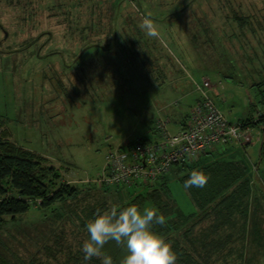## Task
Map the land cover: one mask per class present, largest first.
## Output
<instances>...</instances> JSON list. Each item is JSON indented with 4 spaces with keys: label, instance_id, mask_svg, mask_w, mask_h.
<instances>
[{
    "label": "rangeland",
    "instance_id": "1",
    "mask_svg": "<svg viewBox=\"0 0 264 264\" xmlns=\"http://www.w3.org/2000/svg\"><path fill=\"white\" fill-rule=\"evenodd\" d=\"M144 18L156 25L158 37L141 29ZM0 26V140L85 182H95L111 148L150 138L160 116L174 121L168 115L187 110L198 95L195 89L181 98L180 86L192 81L187 78L200 83L211 68L227 70L236 83L224 78L227 88L221 92L233 89L235 98L222 103L209 93L233 120L238 117L234 113H244L247 99L260 97L264 89V0H0ZM42 32H51L50 40L42 34L33 47L9 53ZM56 51L61 54L42 56ZM169 184L181 211L195 210L183 187L177 181ZM133 188L144 189L127 187ZM33 206L28 216L0 226V264H74L76 241L83 237L71 233L72 227L58 230L61 215ZM72 208L71 200L65 213L74 216L77 208ZM219 211L225 213L220 206L203 210L184 225H195L189 238L201 260L264 264V222L253 228L248 259L242 261L236 246L240 229H223ZM237 216L231 223L242 221ZM66 218L82 225L75 217ZM244 225L247 230L249 221ZM227 236L229 250L216 249ZM177 256V264H189L185 255Z\"/></svg>",
    "mask_w": 264,
    "mask_h": 264
},
{
    "label": "trees",
    "instance_id": "2",
    "mask_svg": "<svg viewBox=\"0 0 264 264\" xmlns=\"http://www.w3.org/2000/svg\"><path fill=\"white\" fill-rule=\"evenodd\" d=\"M41 34L47 35L48 33L42 32ZM39 35H37L33 40H30L24 48L16 49L17 52L24 51L33 47L43 36L42 35L40 38H38ZM92 46H94L93 43L87 45L84 49H88ZM9 53L16 52L14 51ZM51 54L61 53L56 51ZM80 54L76 56V58L80 57ZM198 96L199 97L197 98L195 104L200 102L201 100V95L199 93ZM175 103L179 105L178 100H176ZM188 116L189 112L187 114V119ZM255 118L256 117H253L250 119L242 120L240 122L244 125L250 126L264 122L263 118H259L258 120H255ZM187 119L185 120V123ZM157 135L158 128L155 127L153 136H149L150 138L146 137L134 142L123 141L117 146H123L126 143L133 144L137 141L151 140L154 139ZM113 148H111L110 150H112ZM207 151L205 153H207ZM43 161L44 160H42L39 156L34 155L29 150H24L23 148L17 147L10 142H3L0 140V226L5 224L9 219H14L16 216L18 217L20 215L28 213L32 209V207H34L33 205H35L36 209H44L50 215L59 214V212L57 211L63 209L61 210L60 215L64 220L60 221L61 225L58 227V230H64L66 228L72 227L71 229L73 230L71 231V233H73V231L74 233L78 232V234L83 237V240L76 241L79 248L75 256L74 264H101L100 259L97 258H93L90 261H85L83 259V253L81 251L83 242L89 238L86 224L89 220L95 218L97 209L103 210L112 205H136V203L138 204V202H140V199H142L143 201H152L154 204H157L156 206L158 208L160 202L166 199V197H160V193H163V191H165L166 189V187H164L165 184L163 183L162 185H158L157 181L161 177L163 178L164 176H166V174H168L169 172L158 177L153 183L137 184L147 191L150 189L154 190L155 192H153L151 195L142 197L132 196L128 198L119 197L118 199L117 193L120 192V189L129 186L107 185L98 182H87L81 187L66 184L61 179L60 172H58L50 165L45 166V164H42ZM198 161L199 159L188 161V163L194 164ZM182 164H187V162L175 163L172 166H176V168L178 167L179 171ZM202 171L206 172V174L210 177L207 185L204 188H191L189 190H186L192 203L196 207V211L193 217L199 215L203 210L208 209L209 213L213 209H217V207L219 206L221 208L223 207L225 209V213H221L220 211L218 212L219 218L221 219L222 228L224 229L228 225H230V228L232 225L239 227L240 232L239 236H237L238 241L236 243L239 252L237 253L238 260H247L249 254L248 244L250 242V234L253 232L255 224V222L251 220V214L247 213V204L250 193L248 186L249 178L244 176V173H242V170L239 169L238 166H234L229 162L215 166L211 165L204 168V170ZM190 173L191 171H188L184 173L182 177L179 176V182L182 184V186L184 180L188 178ZM37 200H40V202H37ZM71 200L73 201L72 210L77 208V210H75L74 216L65 213L64 209L66 203ZM218 200L219 202L217 204H214ZM163 204L166 205L165 203ZM85 210H87L88 212L84 213L86 212ZM233 214H237L242 221L234 223L232 219L231 223ZM191 216L185 218L184 220L182 219V222H180L179 220H165L166 222L164 225H154L153 229L160 232V234L166 238L168 243L173 240L175 243V245L172 246L173 250H175V252L179 255H185V257L188 258V260L186 261L187 263L190 264L194 262V264H208V262L201 260L198 250H196L194 247L195 241L189 238V232L191 231V228L194 224L190 227H188V225L184 227L185 223H188ZM66 217H75L76 220L82 221V225L78 226V224H76L74 220ZM247 220L249 221V227L246 230L244 223ZM251 222L252 224L254 223L252 225L253 228L250 225ZM183 227L185 231H178ZM246 231H248L249 233L245 234ZM229 245L230 240L229 236H227L222 240V242L217 246L216 249L225 250L228 247L229 250ZM104 251L112 256L114 264H119L122 257L126 254L122 247H118L115 242L112 241L105 245Z\"/></svg>",
    "mask_w": 264,
    "mask_h": 264
},
{
    "label": "built area",
    "instance_id": "3",
    "mask_svg": "<svg viewBox=\"0 0 264 264\" xmlns=\"http://www.w3.org/2000/svg\"><path fill=\"white\" fill-rule=\"evenodd\" d=\"M191 80L201 100L190 108L185 125L172 133L169 120L158 118V135L154 139L126 143L108 151L103 171L95 182L126 186L150 184L168 173L175 163L197 160L214 146L244 147L252 142V126L230 121L216 106L209 94L211 81L208 78H202L200 83ZM255 117V120L264 119V113Z\"/></svg>",
    "mask_w": 264,
    "mask_h": 264
},
{
    "label": "crops",
    "instance_id": "4",
    "mask_svg": "<svg viewBox=\"0 0 264 264\" xmlns=\"http://www.w3.org/2000/svg\"><path fill=\"white\" fill-rule=\"evenodd\" d=\"M203 74L204 72L199 73V75H203ZM228 74H227V70L214 67L209 70V73H205V76L203 77V78L211 79L212 89L210 91L212 95H214V97H217V96L219 98L221 97L222 103L232 101V98H235L233 94L235 91H233V89H228V93L221 92L222 90L224 91V89L227 88L226 86L223 88V85H222L223 83L222 80L224 78L230 80L229 82H235L233 79H230L232 77H230ZM187 79H190L189 80V83H190L191 78H187ZM191 83H190V86L187 84V82L183 83L180 86V90L178 92L181 94L182 99H187L186 95L188 96L189 92H194L195 88L194 86H191ZM236 90H239V86L237 87ZM259 91L261 93L260 97L259 96L255 97V99L250 97L249 99H247V102H245V104L242 105V106L245 105L244 107H246L244 113H240V112L238 113L235 110H233L234 108H230L228 112H230L231 114H233V112H236L234 114H236V116L238 117H235L234 120L232 118L229 119V117L227 118L230 121H238V120L242 121V120L253 118L260 113H264V99H263L264 89L260 88ZM198 97L199 96L197 95L196 99L194 100L191 99L190 103L187 105L188 108L186 111L183 110L184 112L181 111L182 112L181 113L180 111L174 110V112H172L173 115L172 114L168 115V116H173V118L176 119L174 121L168 119L169 124L173 123L170 127L168 126L170 132L176 133L184 126L185 120L187 119V114L189 112L188 110H190V107L195 104ZM236 100L234 101L237 102ZM257 104H260V106L259 107L256 106ZM161 110L164 111L163 108ZM255 112L257 115L254 114ZM164 113L166 114V110L164 111ZM252 126H253L252 127L253 128V140L249 145L244 146V147H239L235 144H229L226 146L217 145L211 148L209 151H207V153L200 156L198 158L199 161L197 163L190 164L187 162V164H182L179 171H178L179 169L178 167L176 168V166H172L170 169L171 171H169V173L166 174V176H164L163 178L161 177L157 181L158 185H162L164 183L165 184L164 187H166L165 191H163V193H160V197L161 198L166 197V199L160 202V204L158 205L159 206L158 208L156 206L157 204H154L152 201H143L142 199H140L139 200L140 202H138V204L136 203V205L142 208L144 204H147L149 207L155 208L160 214H162L165 217V220H170V221L179 220L180 222H182V219L184 220L185 218L191 215H194L196 211V207L192 203L193 206L195 207V210H193L190 213L182 212L181 208L178 206V204L175 202V200L172 197V194H171L172 192L169 189V186H170L169 183L171 182L173 183L177 181V183L182 186V184L179 182V178L182 177L184 173L188 171L190 172L193 170H204V168L211 166V165L215 166V165H220V164L229 162L230 164H233L234 166H238V168L242 170V173H244V176L249 178L248 186H249L250 193H249V199H248V204H247V207H248L247 213L251 214V217H252L251 220L255 222V224L253 223L254 228L255 229L258 228L259 223L264 222V122L259 123L257 125L254 124ZM153 131L154 130L152 129L150 136H153ZM60 171H62V169H60ZM61 176H62L61 179L66 184L81 187L85 183H87L84 181L85 178L81 179L77 177L76 175H74L73 173H70V171H65L64 173L61 172ZM184 191L188 195V192L186 190ZM153 192L155 191L152 189L148 191L145 189H139V188L137 189L133 188L129 190L126 187V188L120 189V192L117 193V198L118 199L119 197L128 198L132 196L142 197V196L151 195ZM163 203H165L166 205H164ZM37 210L45 211L44 209H40V208ZM57 212H59V215H60L61 211H57ZM25 215L28 216V213H26ZM253 224L251 222L250 225L252 226ZM153 230L156 231L155 229ZM158 233L160 234V232Z\"/></svg>",
    "mask_w": 264,
    "mask_h": 264
},
{
    "label": "clouds",
    "instance_id": "5",
    "mask_svg": "<svg viewBox=\"0 0 264 264\" xmlns=\"http://www.w3.org/2000/svg\"><path fill=\"white\" fill-rule=\"evenodd\" d=\"M149 37H158L156 25L149 18L140 24ZM210 177L202 170H193L183 182V189L204 188ZM165 217L155 208H140L135 204L112 205L97 209L95 218L86 224L89 238L82 244L83 259H100L101 264H114L111 255L104 251L110 241L122 247L125 255L119 264H177L178 256L166 238L153 230L164 225Z\"/></svg>",
    "mask_w": 264,
    "mask_h": 264
},
{
    "label": "flooded vegetation",
    "instance_id": "6",
    "mask_svg": "<svg viewBox=\"0 0 264 264\" xmlns=\"http://www.w3.org/2000/svg\"><path fill=\"white\" fill-rule=\"evenodd\" d=\"M47 33H48V34H47V41H48V40H50L51 33H50V32H47ZM49 33H50V35H49ZM41 36H42V35H41ZM41 36H40V37H41ZM40 37H39V38H40ZM47 41H46V42H47ZM44 45H45V44H44V42H43V43L40 45V47L38 48V50H37V52H36V56H37V57H41L40 54H39V51L41 50V48H42ZM14 51L17 52L16 49H15V50H11L10 52H14ZM51 53H54V52H50V53H48V54H51ZM48 54H45V55H42V56L44 57V56H47Z\"/></svg>",
    "mask_w": 264,
    "mask_h": 264
},
{
    "label": "water",
    "instance_id": "7",
    "mask_svg": "<svg viewBox=\"0 0 264 264\" xmlns=\"http://www.w3.org/2000/svg\"><path fill=\"white\" fill-rule=\"evenodd\" d=\"M1 28H2V26H0ZM42 34H40L39 36H38V38L41 36ZM49 35H50V33H49ZM7 37V32L6 31H4V38H6Z\"/></svg>",
    "mask_w": 264,
    "mask_h": 264
},
{
    "label": "bare ground",
    "instance_id": "8",
    "mask_svg": "<svg viewBox=\"0 0 264 264\" xmlns=\"http://www.w3.org/2000/svg\"><path fill=\"white\" fill-rule=\"evenodd\" d=\"M253 127V126H252Z\"/></svg>",
    "mask_w": 264,
    "mask_h": 264
}]
</instances>
